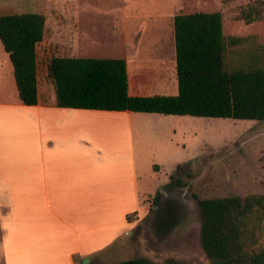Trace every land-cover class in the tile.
<instances>
[{"label": "rangeland", "instance_id": "1", "mask_svg": "<svg viewBox=\"0 0 264 264\" xmlns=\"http://www.w3.org/2000/svg\"><path fill=\"white\" fill-rule=\"evenodd\" d=\"M3 2L0 13L35 10L45 17L44 37L37 48V77L38 88L46 96L53 90L47 78L50 58L82 55H129L141 69L138 72L137 66L131 64V78L146 83L147 78L157 76L158 83L171 93L168 96H175L173 17L177 14L221 13L227 42L225 68H264V0H37L20 5L19 0ZM79 3L104 4L107 10L94 18L87 16L90 13L68 11ZM1 56L6 57V53L0 43ZM2 59H6V70H0V98L9 100L16 94L12 73H8L12 65L9 57ZM183 119L186 120L177 124L182 144L171 153L157 152L152 158L161 166L160 171L145 174L143 201L149 212L125 237L124 249L107 251L101 264L139 257L152 263H209L200 243L197 201L264 194V121ZM164 202H172L177 210L175 224L169 230L157 225ZM249 230L246 250L264 247V213L252 216Z\"/></svg>", "mask_w": 264, "mask_h": 264}, {"label": "crops", "instance_id": "2", "mask_svg": "<svg viewBox=\"0 0 264 264\" xmlns=\"http://www.w3.org/2000/svg\"><path fill=\"white\" fill-rule=\"evenodd\" d=\"M103 5L79 3L68 11L94 18L107 10ZM21 13L36 11L0 15ZM122 59L130 96L171 94L157 76L146 83L131 78V64L141 69L131 56ZM188 117L59 108L54 90L46 96L39 88L35 106L22 105L17 93L0 98V264H101L107 251H122L149 212L145 174L161 168L152 157L179 148L177 127Z\"/></svg>", "mask_w": 264, "mask_h": 264}, {"label": "trees", "instance_id": "3", "mask_svg": "<svg viewBox=\"0 0 264 264\" xmlns=\"http://www.w3.org/2000/svg\"><path fill=\"white\" fill-rule=\"evenodd\" d=\"M44 28L42 14L0 15V43L12 65L18 100L25 106L38 104L37 48ZM173 32L175 96H130L127 65L122 58L52 57L47 78L53 86L55 107L264 121V68H225L227 42L221 13L177 14ZM234 34L232 29L231 44ZM197 205L200 243L210 261L200 264H264V247L248 252L245 245L252 216L264 213V195L198 200ZM176 215V206L164 202L157 225L169 230ZM115 264L191 263H152L139 257Z\"/></svg>", "mask_w": 264, "mask_h": 264}, {"label": "water", "instance_id": "4", "mask_svg": "<svg viewBox=\"0 0 264 264\" xmlns=\"http://www.w3.org/2000/svg\"><path fill=\"white\" fill-rule=\"evenodd\" d=\"M83 263H87V260H83Z\"/></svg>", "mask_w": 264, "mask_h": 264}]
</instances>
